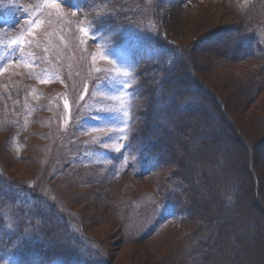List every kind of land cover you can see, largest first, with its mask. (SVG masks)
<instances>
[{"label":"rangeland","instance_id":"obj_1","mask_svg":"<svg viewBox=\"0 0 264 264\" xmlns=\"http://www.w3.org/2000/svg\"><path fill=\"white\" fill-rule=\"evenodd\" d=\"M263 2L159 0L158 33L184 46L191 64L181 75L209 87L211 98L202 103L205 115L156 120L194 117L189 138L167 141L165 151L173 169L190 170L196 189L198 208L180 223L161 204L163 176L123 146L129 57L105 49L70 0H0V94L21 92L29 120L14 127L16 118L0 116L1 175L35 185L54 202L57 217L45 223L70 216L68 230L87 264H222L224 256L227 264H264V66L225 56L240 36L235 28ZM13 106L15 99L6 103L8 114ZM236 192L238 213L228 198ZM63 235L61 228L57 240ZM200 242L208 248L193 247ZM39 252L31 250L29 260Z\"/></svg>","mask_w":264,"mask_h":264},{"label":"trees","instance_id":"obj_2","mask_svg":"<svg viewBox=\"0 0 264 264\" xmlns=\"http://www.w3.org/2000/svg\"><path fill=\"white\" fill-rule=\"evenodd\" d=\"M70 1L84 12L86 25L105 49L122 51L129 57L132 76L128 86L130 94L128 122L124 130L123 146L129 156L137 155L138 161L142 158L148 163L149 173H159L163 176L157 191L161 204H168L166 210L176 216L175 222H184L193 214L192 207L198 208L194 198L196 189L190 181L192 174L186 168L181 170L179 165L173 169L171 155H167L165 151L169 146L167 141H176V144H180L182 143L180 140L189 138L188 135V137L185 136V130L191 129L194 117L190 118L192 122L180 118L168 125L160 124L156 120L159 115L164 118L165 116L173 118L172 113L177 112H181L184 116L202 112L205 115L209 107L202 104L207 101L202 94L210 97V88L191 80L186 84L177 81V74L180 76L186 71V66H183L187 64L181 65V62L187 60L191 64V59L184 46L168 43L158 33L159 0ZM259 8L260 11L254 19L247 17L239 26L241 28L238 30L235 28L236 32H240L242 52L238 59L232 61L242 62L246 59L261 62L264 66V2ZM233 50L234 48L230 51L233 53ZM228 53L229 51L225 54L227 58ZM171 70L174 73L168 74ZM8 99L11 101L8 102ZM13 99H15L16 107L13 106L11 113L8 114L5 109L6 103L10 105ZM218 103L216 101V104ZM25 104L26 101L21 92L16 93L15 97L14 94L9 96L2 93L0 94V116L4 117L6 114L12 119L16 118L17 124L14 127L25 125L29 122L23 113ZM28 104L33 109L39 106L34 99L33 101L30 99ZM219 108H217L218 111ZM162 111L164 115L161 114ZM0 123H2L1 119ZM178 133L182 134L178 135ZM1 173L3 172L0 169L2 183V187L0 185V263L87 264L86 256L80 255L82 246L79 240L68 230L70 216L64 213L59 214L60 225L45 223L43 219L47 215L57 217L59 210L54 202L52 206L53 204L35 185L31 186L27 182L11 178L6 174L1 175ZM30 182L32 184L33 180ZM206 186L205 182L201 189H207ZM5 187L8 188L7 192ZM237 197V192L228 196L231 205L236 206L234 208L236 213H238ZM41 204H45L49 211L41 210L39 208ZM61 228L66 234V236L63 235L64 241L57 240ZM224 233L227 237V232ZM193 247L198 250L200 247L208 248V244L204 245L200 242ZM31 250L40 251L36 256H32V261L28 258ZM204 251L201 250V253L204 254ZM227 253L229 252H225ZM230 258L229 256L220 257L222 264L231 262ZM91 264L105 263L92 262Z\"/></svg>","mask_w":264,"mask_h":264},{"label":"bare ground","instance_id":"obj_3","mask_svg":"<svg viewBox=\"0 0 264 264\" xmlns=\"http://www.w3.org/2000/svg\"><path fill=\"white\" fill-rule=\"evenodd\" d=\"M230 30V29H229ZM232 38V37H231ZM230 38V39H231ZM235 39V38H234ZM241 52H242V42L240 41V39H239V37L235 40V46H234V50H233V53L231 52V51H229V53H228V58L230 59V60H233V59H238L240 56H241ZM190 62H187V60H183L182 62H181V65H184V64H189ZM177 81L179 82V83H182V84H186L187 83V81H189V80H191L190 79V77L189 76H187V77H184L183 75H181V76H179L178 74H177ZM197 78V76H195L194 77V80ZM192 81V80H191ZM193 82H195V81H193ZM198 83H200V82H198ZM207 93V92H206ZM205 98H206V96L208 97L207 99H211L207 94H202ZM214 105H216V104H213V108H215V106ZM217 106V105H216Z\"/></svg>","mask_w":264,"mask_h":264},{"label":"snow or ice","instance_id":"obj_4","mask_svg":"<svg viewBox=\"0 0 264 264\" xmlns=\"http://www.w3.org/2000/svg\"><path fill=\"white\" fill-rule=\"evenodd\" d=\"M84 31H85V34H87L86 30H84Z\"/></svg>","mask_w":264,"mask_h":264}]
</instances>
